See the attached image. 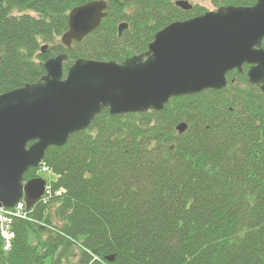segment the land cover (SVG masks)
<instances>
[{"label": "trees", "instance_id": "obj_1", "mask_svg": "<svg viewBox=\"0 0 264 264\" xmlns=\"http://www.w3.org/2000/svg\"><path fill=\"white\" fill-rule=\"evenodd\" d=\"M91 1L99 0H0V95L38 83L59 55L64 74L80 59L121 64L144 54L165 26L204 13L182 11L178 0H105L100 27L65 48L69 11ZM208 1L220 8L257 0ZM122 23L128 28L118 34ZM247 70L161 111L105 109L64 146L48 148L53 195L26 208L29 220L13 221L10 251L0 239V264H264V93ZM35 177L29 169L23 180Z\"/></svg>", "mask_w": 264, "mask_h": 264}, {"label": "water", "instance_id": "obj_2", "mask_svg": "<svg viewBox=\"0 0 264 264\" xmlns=\"http://www.w3.org/2000/svg\"><path fill=\"white\" fill-rule=\"evenodd\" d=\"M175 6L192 8L185 0ZM106 16L105 0L72 8L61 44L81 43ZM127 28L120 24L118 34ZM263 40L264 0H257L171 23L154 35L144 54L121 64L80 59L64 76L65 57L48 60L39 83L0 95V208H12L23 197L27 209L35 204L45 182L23 184L24 174L43 162L48 148L64 146L105 109L111 116L161 111L172 98L225 88L227 75L244 65L248 82L264 93ZM186 129L185 123L176 126L178 134Z\"/></svg>", "mask_w": 264, "mask_h": 264}, {"label": "built area", "instance_id": "obj_3", "mask_svg": "<svg viewBox=\"0 0 264 264\" xmlns=\"http://www.w3.org/2000/svg\"><path fill=\"white\" fill-rule=\"evenodd\" d=\"M46 197L43 199V203L47 201L50 197L49 188L46 189ZM61 192H58L60 194ZM14 217L25 218L23 213V205L18 204L14 210H3L0 209V236L3 242L4 250H9L11 248V242L13 239V232L11 229L12 220Z\"/></svg>", "mask_w": 264, "mask_h": 264}, {"label": "rangeland", "instance_id": "obj_4", "mask_svg": "<svg viewBox=\"0 0 264 264\" xmlns=\"http://www.w3.org/2000/svg\"><path fill=\"white\" fill-rule=\"evenodd\" d=\"M195 6L203 8L205 13L216 12L217 9H218L217 7L212 5L208 0L194 3L193 7H195ZM41 178L45 179L46 181H48V180L49 181H54L55 180L54 176L52 174H48V173L44 174ZM51 206L54 207L55 205L53 204ZM52 207H50V209L46 213H50L51 214V216H52V225L54 224V225L58 226L60 224V221L53 216L54 210L51 209ZM42 237L45 238L46 235L44 234ZM74 263H75L74 260H70L69 262H66L64 264H74Z\"/></svg>", "mask_w": 264, "mask_h": 264}]
</instances>
